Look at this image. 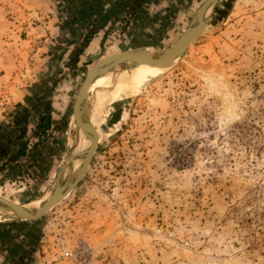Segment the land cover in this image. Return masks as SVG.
<instances>
[{
    "label": "rangeland",
    "instance_id": "1",
    "mask_svg": "<svg viewBox=\"0 0 264 264\" xmlns=\"http://www.w3.org/2000/svg\"><path fill=\"white\" fill-rule=\"evenodd\" d=\"M77 1L56 6L63 31L29 85L0 68V193L17 205L43 197L61 174L90 67L136 45L169 47L203 0H161L135 17L106 0L97 21L72 30ZM23 88H38L34 112L14 103ZM110 94L94 113L90 165L67 196L38 219L0 214V264H81L84 243L90 264H264V0H222L183 59L111 103ZM22 135L27 151L11 160Z\"/></svg>",
    "mask_w": 264,
    "mask_h": 264
},
{
    "label": "crops",
    "instance_id": "2",
    "mask_svg": "<svg viewBox=\"0 0 264 264\" xmlns=\"http://www.w3.org/2000/svg\"><path fill=\"white\" fill-rule=\"evenodd\" d=\"M62 1L63 0H0V68L5 69L10 67L15 76H22L23 78L20 80L23 86L29 85L27 77L35 75V67H37L39 71L42 70V65L45 60L44 53L50 46L48 43L55 42L54 36L56 37L59 31H63V26L58 24L60 21L57 15L60 13H56V6L58 7ZM103 1L106 0H86L85 3H83L82 0H78L77 3L80 6L83 5L81 8L84 9V14H82L81 10H78L80 6L77 5V11L74 12V9L71 16L68 15L69 21L72 23V30H74V25L79 21L89 22L90 26L94 21V17H96L95 20L97 21L99 14L95 12V10L97 5H103ZM117 1H123V4H120L119 7L122 6V10H125L126 13L130 14L131 11L135 17L136 14L140 13L142 6L144 8H146L144 5L147 4L153 6L161 0H144L141 6L135 7L133 5L135 0ZM84 5H86V8ZM130 7H132V9H130ZM121 19H123V16ZM124 21L126 20L124 19ZM83 31H85V28L81 29L77 35H85ZM96 32L99 33V31ZM14 69H18V71H14ZM39 71L38 76H40L38 82L39 79L40 81L42 80V73ZM38 82H36V84H38ZM36 91L34 95H29L26 88L21 90L16 89L18 97L14 100V103H16L18 107L23 106L25 111L30 109V111L34 112L36 105L33 103L36 102L37 95L39 94L38 88H36ZM25 125L24 132H27V124ZM25 141V136L22 135L20 141L18 140V142L15 143L16 147L14 150L18 148L20 142ZM6 143L10 144L11 141L7 140ZM25 151H27V148H25Z\"/></svg>",
    "mask_w": 264,
    "mask_h": 264
},
{
    "label": "bare ground",
    "instance_id": "3",
    "mask_svg": "<svg viewBox=\"0 0 264 264\" xmlns=\"http://www.w3.org/2000/svg\"><path fill=\"white\" fill-rule=\"evenodd\" d=\"M209 11L206 17L208 16ZM187 31L188 29L186 28L184 33H186ZM183 36L184 35H182L181 37ZM138 61H140L148 70H142L141 67L137 66L135 63ZM176 61H178V59H176L170 65H162L152 62V60H150L146 55L138 53L134 54L133 56H131L130 54L126 59V65L123 68L120 66H116L114 69L108 72H102V70L98 68L94 72L91 81L87 84L84 94L80 99L77 112L78 120L80 122L87 121V124L84 126L76 125L74 115L72 114V121L73 124H75L77 130V142L72 147L69 157L64 162L65 165L63 167V170L61 171V174L56 175L53 181V185L51 189H49L50 191H48L43 197H41L40 199H36L35 202L33 201L28 206H19L23 207L31 213L37 212L49 201L50 196L53 194L55 188L60 182H62L64 179L74 177L78 173L80 169L79 167H81L80 165L82 164V158L77 156V154L83 150H86L90 146L87 132L95 130L96 123L94 113H96V110H98V105L103 104L105 93L111 92V94L109 95L110 98L107 99L110 100L109 102L111 103L119 96V94L120 96L123 94H129L152 80L157 75L165 73L172 67V64ZM144 72L150 73L148 75H145ZM89 93H92L93 95L91 99H88ZM0 214H5L13 217L17 216L15 210L11 206L5 205L2 202H0Z\"/></svg>",
    "mask_w": 264,
    "mask_h": 264
},
{
    "label": "water",
    "instance_id": "4",
    "mask_svg": "<svg viewBox=\"0 0 264 264\" xmlns=\"http://www.w3.org/2000/svg\"><path fill=\"white\" fill-rule=\"evenodd\" d=\"M221 1L222 0H203L191 16L189 25L187 27L188 31L186 33L181 34L178 37V39L174 41L167 48L157 49L149 45L140 44L121 51L111 52L101 57L87 71L84 80L82 81L78 89V93L74 101L73 112H72L75 118L76 125L84 126L87 124L86 123L87 121L80 122L78 120L77 112H78L80 99L84 94L87 84L91 81L94 72L98 68H100L102 72L111 71L116 66H120L123 68L126 65L125 63L127 57L130 54L131 56H133L134 54H138V53H142L146 55L150 60H152V62L162 65H170L176 59L180 61L189 51L192 42L202 34L210 18L214 15L216 9L219 7ZM208 11L209 14L206 17ZM182 35L184 36L181 37ZM178 61L173 63L172 66L176 64ZM92 136L94 139L91 142L89 148L77 154V156L82 158V164L78 173L74 177L64 179L62 182H60L55 188L53 194L50 196L49 201L37 212L31 213L27 211L23 207L15 204L13 202L14 200H11L8 197L6 199L5 198L6 196L1 193H0L1 194L0 202L4 203L5 205L11 206L15 210L18 216V217L16 216V218L21 220L38 219L43 215H45V213H47L51 208H53L56 204L61 202L67 196V194L72 190L74 185L80 180V178L87 171L98 143V132L96 133V131H92Z\"/></svg>",
    "mask_w": 264,
    "mask_h": 264
},
{
    "label": "trees",
    "instance_id": "5",
    "mask_svg": "<svg viewBox=\"0 0 264 264\" xmlns=\"http://www.w3.org/2000/svg\"><path fill=\"white\" fill-rule=\"evenodd\" d=\"M142 3H144V0H135L133 5H134V7L135 6H141ZM130 9H132V7H130ZM93 32H94V30H93ZM88 41H89V37L85 38L83 43L87 44ZM74 59H75V57L73 58V61H74ZM40 119H41V122L38 124V128L42 129V131H45L50 126V115H49V113L45 112L43 115L40 116ZM25 148H26V143L20 142L17 150L13 154L10 155L9 159H11V160L17 159L18 157L23 155L25 153ZM3 149H5V148H3ZM6 153H8V152L6 151ZM21 264H26V263L22 262Z\"/></svg>",
    "mask_w": 264,
    "mask_h": 264
},
{
    "label": "built area",
    "instance_id": "6",
    "mask_svg": "<svg viewBox=\"0 0 264 264\" xmlns=\"http://www.w3.org/2000/svg\"><path fill=\"white\" fill-rule=\"evenodd\" d=\"M68 254V253H66ZM92 254V247L87 244H81L76 252V258L81 264H90V256Z\"/></svg>",
    "mask_w": 264,
    "mask_h": 264
}]
</instances>
